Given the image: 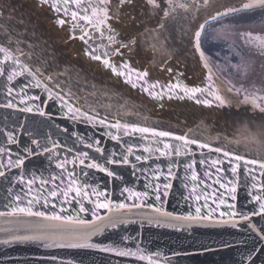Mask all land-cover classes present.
Here are the masks:
<instances>
[{
    "label": "water",
    "instance_id": "obj_1",
    "mask_svg": "<svg viewBox=\"0 0 264 264\" xmlns=\"http://www.w3.org/2000/svg\"><path fill=\"white\" fill-rule=\"evenodd\" d=\"M92 2L95 3L96 0ZM138 2L139 7L130 13L124 8L117 7L118 0H114L109 6V15L115 13L119 19L109 20L107 25H112L122 34L131 32L137 36V45L132 52L122 50L125 53L124 56H114L112 59L127 62L134 69L133 80L136 79L135 71H147L149 75L146 79L149 84L159 82L156 91H167L169 84L177 83L189 88H204L206 91L197 93V96L211 101V107L202 103L198 104L195 99L187 96L184 99H178L175 96L169 99L165 95L162 100H153L140 87L132 88L131 85L123 82V78H116L107 70L94 71L89 65H96L98 62L89 61L81 54L82 48L86 47L83 41L63 39L67 34L52 22L55 13L34 9L31 6L32 0H0V44H10L13 49L22 50L21 59L29 64L33 71L39 68L45 77L53 76L54 79L49 81L50 86H54L57 92L63 89L65 94H70L71 103L82 111L106 118V123H127L171 133L169 137H152L151 133H134L132 136H124L122 131L120 132L125 147L131 143L134 154L149 157L144 162H136L135 155L130 157L138 168L144 169L143 173L136 171L133 175L130 166L107 165L122 175L123 183H121L119 180H110L104 173L95 169L85 168L79 164L78 159L73 164V159L80 151H87L90 157L95 158L97 162L104 163L103 157L94 149L84 147V143L89 142V137L101 140V147L106 153L113 150L118 153L122 151L120 144L102 135L105 131L116 134L117 130L101 128L99 125L93 127L92 124L79 120L76 122L69 120L61 111L59 103L49 100L47 93L41 88L29 85L24 92L28 95H39L41 99L35 103L50 114L51 118L41 117L34 112L23 113L16 109L0 108V130L15 131L21 143H30V138L38 139L42 144L47 142L49 146L52 141L59 143L61 147L56 151L60 153L61 158L67 157L69 161L66 165L67 169H75L74 178L77 180L75 187L90 185L91 187L82 189L81 195L86 191L93 201L99 199L100 202H104L105 200V196L97 197L92 191L96 188L97 191H104L113 205L118 203L132 205L138 201L135 197L128 199L126 192L121 195L124 187L138 192L148 191L152 195L151 187L146 188V184L171 183L172 187L168 190V197L163 198L166 200L163 207L168 212L187 214L190 210L194 212L197 205L202 206L207 203L208 207H202V213L216 209L213 215L217 217L219 211H230L228 204H234L237 212L250 213L256 209L257 203L252 201L248 193L264 195V191L261 190V185H264V176L260 175L264 170H261L258 164L245 167L241 161V167L237 169L236 174H233L230 171L231 165L228 163L229 157H224L223 152L228 151L240 154L246 159L264 161V121L260 120V116L264 114L253 107L251 100L247 102L239 100L233 91L219 79L204 57L200 56V52L195 48L193 30L196 28V22L189 16L190 9L177 8L165 17L159 10H153L151 5H147L146 0H138ZM176 2L192 4L193 0H176ZM199 2L200 0H196V3ZM209 2L211 3L212 0ZM230 2L236 3L238 0H230ZM163 6L167 8V0H164ZM205 14V9H199L196 12V19L199 23H203ZM130 17H135V19ZM209 20V23L214 22L210 18ZM70 24L69 19V24L65 27H69ZM80 24L83 25L84 22L81 21ZM161 24L164 26L160 27ZM86 27L95 36V39L90 40L89 43L97 45L98 54H102L107 50L105 47L108 43L107 37L101 39L99 31L91 26ZM117 39L120 37L118 36ZM245 47L247 56L245 54L243 57L255 63L260 62L253 56L252 48L247 44ZM166 68H172L174 71L166 72L164 71ZM6 83L3 78H0V103L6 102ZM21 83L29 84V80L20 76L16 78L13 85ZM144 86L147 87L148 84ZM176 91L179 92L178 89ZM179 94L184 95L182 92ZM215 95L221 96L225 103L219 104L214 99ZM13 97H15L13 102L18 107H23L19 104V97L15 91ZM27 102L30 105L33 103L32 101ZM66 111L65 109L64 112ZM64 129H67V132ZM71 133H77L80 139ZM173 136H184L196 140L197 144L181 147V154L176 156L174 150L178 145H183V141H176L172 138ZM5 141L6 137L0 131V147H7ZM166 143L172 145V149L165 150L170 151L171 155L163 156L154 151L157 147L164 150ZM200 143L208 147L201 149L198 147ZM65 146L72 151H67ZM11 147L15 148V145ZM145 147L153 151L145 152ZM213 148H219L221 151H211L210 149ZM193 160L195 164L192 168H187L186 164ZM215 160L222 163L214 164ZM171 161H176V165L169 175L168 164ZM218 168L222 170L217 172ZM193 171L197 174L195 181L191 178ZM27 172L26 179L31 178L32 172H35L37 177L43 174L44 178L48 179L51 175L60 173L61 170L55 168L54 164L50 165L44 156H37L27 163ZM85 172L87 175L83 174ZM64 175L67 177L66 172ZM156 176H159V180ZM229 180L233 181L237 188L235 200L231 199V194L228 192ZM220 182H223L225 187H220ZM56 184L60 185L61 189H66L68 186L67 179L63 184H60L58 179ZM8 187L6 182L0 180V212L11 211L17 203L14 196L8 194ZM21 187H24V192L27 191L26 186L16 184L13 185L12 191L20 192ZM50 187L52 184L40 185L39 178H37L32 193L24 196V192H20L24 198V203L20 206H25L26 200L32 195H40L36 189H40L43 195L47 196L45 189ZM163 191L161 187V192ZM74 195V192L69 193L68 199L71 200ZM197 196L200 197L199 200L196 199ZM184 197L188 199L185 200ZM47 198L50 201L52 199L50 196ZM62 198V196L57 197L58 207ZM221 199L225 203L220 204L217 209V204ZM144 202L146 204L155 203L154 198L145 199ZM42 203L43 199H41ZM83 203L86 208L93 207L87 198L83 200ZM72 205L79 207L75 201H72ZM64 206L69 207L68 204ZM35 207L39 208L40 205H35ZM42 210L48 211V209ZM99 213L108 215L107 209H99ZM117 214H122L126 219L137 222L122 227L120 230L123 235L132 239L127 242L122 241L120 233L113 234L109 230L105 236H111V240H106L105 236L94 237V240L105 241V243L115 241L121 246L126 244L133 251L137 250L136 246L139 244V247L143 249L141 254L146 257L145 259L116 257L97 251L58 250L61 258L65 261L72 260L74 264H80L81 261L83 264H118V262L119 264H149L148 257L154 261V264H239L240 262L239 252L235 248H224L222 242L230 241L235 244L247 236L246 232L240 233L231 228L195 227L193 229L195 236L189 237L187 232L181 234L172 228L156 227L155 224L149 226L145 223L141 229L140 221L154 215L148 208H132L130 211L122 209ZM86 218L91 219V216ZM21 219L31 223L36 222L35 218L21 217ZM223 219H228V216ZM252 220L257 227H264V220H261L259 216L252 217ZM15 221V217H0V229L16 227ZM7 235L8 233L0 231V239L6 238ZM201 243L210 244L218 250L194 257L174 255L176 251L182 249L197 251ZM194 244L195 247H193ZM5 252L11 255V261L3 257L2 254ZM41 252V249L34 246L5 247L0 245V258L4 259L5 264L32 260Z\"/></svg>",
    "mask_w": 264,
    "mask_h": 264
},
{
    "label": "snow or ice",
    "instance_id": "obj_2",
    "mask_svg": "<svg viewBox=\"0 0 264 264\" xmlns=\"http://www.w3.org/2000/svg\"><path fill=\"white\" fill-rule=\"evenodd\" d=\"M114 0H96L95 3L92 0H32V7L38 11L54 12L55 15L52 17V22L54 25L63 30L67 35L63 37L66 41H83L86 47L82 48V55L87 57L89 61L98 62L96 65H89L94 71L103 72L107 70L116 78H123L125 84L131 85L132 88L140 87L143 92H146L149 97L153 100H162L165 95L169 99L175 96L178 99H184L187 96L190 99H195L196 103L204 104L208 107L212 106V102L208 99H201L197 96V93H203L206 91L204 88L193 87L189 88L180 83L169 84L167 91L161 90L156 91L158 86V81L154 83H148L147 77L149 73L147 71H135L136 79L133 80L134 69L127 62H119L112 59L114 56H124L125 53L122 50H127L132 52L137 45V36L131 32L127 34H122L116 31L112 25H107L109 20H118L119 16L113 13L109 15L110 4ZM147 5H151L153 10H159L163 13L165 17L169 16L177 8H183L185 10H191L189 16L192 20L196 22V28L193 30V38L195 40V48L200 52V56L203 58L205 52L201 50V36L204 32L205 25H207L210 20L217 21L220 18L232 19L235 22L236 16H241L245 13L256 14L259 13L262 20H264V0H238L236 3L230 2V0H200L196 3L193 0L192 4L187 3H177L176 0H167V8H165L164 0H146ZM75 6V7H73ZM118 8H124L126 12L134 11L139 7L138 0H118ZM199 9H205L206 14L204 16L203 23H199L196 19V12ZM214 9V11H212ZM71 21L69 27H65L69 24V19ZM135 19V17H130ZM83 21L84 24L81 25L80 22ZM86 26H91L92 28L99 31L100 38L103 39L107 37L106 51L102 54H98V46L95 44H90V40H94L95 36L87 30ZM164 25L161 24L160 27ZM77 29L79 30L77 32ZM241 36L245 38V43L261 41L264 44V39L259 36H253L252 32L240 33ZM120 39H117V37ZM260 54L264 55V47H261ZM23 55L22 50L13 49L10 44H0V78H3L7 83L6 88V102L0 103V108L16 109L23 113H35L41 117L48 116L51 118L50 114L46 113L43 108L35 103L40 101L39 95H28L24 92V89L31 85L32 87L41 88L43 92L47 93L48 99L58 102L61 111L67 116L69 120L80 122L86 124H92L93 127L99 125L101 128L116 129L117 133L113 134L111 131H105L102 135L109 137L111 140L116 141L121 145L122 151L119 153L116 151H110L106 153L105 149L101 147V140L93 139L89 137V142L84 143L85 148L94 149L101 157H103L104 163L97 162L93 157H90L87 151L77 152L76 157L73 159V164L76 163L78 159L79 164L83 165L88 169H95L99 172L104 173L110 180H119L123 183V177L115 169H110L107 165L116 166H130L132 168V174L135 175L136 171L144 172L143 168H138L137 164L130 160V157L135 155L136 162H144L149 157H145L140 154H134L133 146L128 143L125 147V142L121 140L120 132L122 131L124 136H132L134 133H151L152 137H169L171 133L167 131H156L148 127H137L136 125L122 124L120 122L106 123V118L99 117L98 115H92L88 112L82 111L79 107L71 103V95L65 94L63 89L59 92L55 91L54 86H50L49 81L54 79L53 76L45 77L39 68L33 69L25 61L21 59ZM207 67V65H205ZM166 72H173L174 69L166 68ZM245 72L247 69L245 67ZM24 76L26 80H29V84L13 85V82L17 77ZM210 79V77H209ZM148 84L147 87L144 85ZM12 85V86H9ZM17 89H19L17 91ZM184 95H180L179 92ZM19 97V104L23 107H18L17 104L13 102L15 97H13V92ZM210 95L213 93L209 92ZM11 97V98H9ZM214 99L219 102V104H224L225 101L219 95H215ZM259 99H264V97H256L252 99V105L254 108L258 109L260 113L264 114V105H261L257 101ZM27 101H32L30 105ZM245 101H248V97H245ZM67 110L64 112V110ZM260 120L264 121V115L260 116ZM23 127L22 125L20 126ZM2 134L6 137L7 147H0V180H3L8 184V194L14 196L17 202L15 206L12 207L11 211L0 212V217H15L16 227L9 229H0L8 233L7 237L0 239V245L5 247H12L13 245H28L34 246L37 249H41L42 252L34 257L32 260L25 262L15 261L14 264H74L72 260H63L59 255L58 250H80V251H97L100 253L111 254L116 257H135L136 259L143 260L146 257L142 255L143 249L137 244L136 251H133L131 247L126 244L121 246L115 241L111 243H105V241L94 240V237L105 236L106 232L109 230L113 234L120 233L122 241H129L132 239L129 236L123 235L120 230L122 227H126L129 224L137 223L135 220L126 219L122 214H117L122 209L132 208H148L154 214L146 218V220L140 221V228L143 229L145 223L151 226L155 224L156 227H168L172 228L177 232L183 234L187 232L189 237H194L195 233L193 229L195 227H218V228H231L235 229L240 233H247L242 239L238 240L235 244L232 242H222L224 248H235L240 255L239 264H264V227H257L253 222L252 217L259 216L261 220H264V195H253L251 192L248 193L252 197V201L257 203L256 209L252 210L250 213L237 212L235 210L234 204H228L227 207L230 211H219V215L214 216L213 213L216 209H212L207 213H202V207L207 208L208 205H197L194 212L189 211L187 214H174L168 212L164 209L163 205L166 202L165 199L168 197V190L172 187L171 183H156L154 185L146 184L145 187H151L152 195L148 191L138 192L133 191L132 188L124 187L122 189L121 195L123 193H128V199L136 198L138 202H134L132 205L125 203H118L113 205L111 200L107 199L106 193L104 191H97L93 188L92 191L97 197L105 196L104 202H100L99 199L93 201L90 199V194L84 192L81 195L82 189L91 187L90 185H83L80 187H75L77 180L75 177V169H67L68 164L67 157L61 158L60 153L56 151L61 145L56 141L51 142V146L47 142L41 143L40 140L35 138H30V143H21V140L16 135L15 131L0 130ZM67 132V129H64ZM31 135V134H29ZM73 136H77V133H71ZM176 141H183V145H178L175 148V155L179 156L181 154V147H187L191 144H197L196 140L188 139L184 136H173ZM51 139L50 137L48 138ZM15 145V148L11 147ZM198 147L203 149L208 147V145L200 143ZM66 148V146H65ZM172 145L164 144V150L159 147L155 148L154 151L159 152L163 156L171 155L170 150ZM67 151H72L70 148H66ZM211 151L219 152L221 149L213 148ZM145 152H151L153 149L145 147ZM224 157H229L228 163L231 165L230 171L236 174L237 169L241 167L240 162L243 161V165H255L258 164L261 170H264V161H258L255 159H246L240 154L230 153L228 151L223 152ZM37 156H44L48 163L54 164L55 168L60 169L61 172L55 175H51L48 179H45L43 174L37 177L35 172H32L31 178L26 179L27 163ZM86 161H90L87 162ZM203 164L204 161L202 160ZM214 164L222 163L219 160L213 161ZM195 161L186 164L187 168H192ZM176 165V161H171L168 164V173L171 175L173 167ZM222 169H217L220 172ZM251 171V169H249ZM67 173L65 177L64 173ZM87 175V172L83 173ZM261 176H264V171H261ZM37 178H39L40 185L45 186L52 184V187L46 188L47 196H44L40 189H36L40 195H32L30 199L26 200L25 206H20L24 203V198L21 196L20 192H24V187H21L20 192H13L12 187L14 184L26 186L27 191L24 192V196L33 192V185H35ZM192 180H197L196 172H192ZM59 179L60 184L65 182L67 179L68 186L66 189H61L60 185L56 184ZM159 180V176H156ZM255 179V177H253ZM219 182V181H218ZM228 192L231 194V199H236L237 188L233 181L229 180ZM161 187L164 191L161 192ZM220 187H225L223 182H220ZM255 187V185H253ZM261 190L264 191V185H261ZM195 191V189H193ZM74 192L75 195L68 199L69 193ZM50 196L51 201L47 198ZM62 196L63 198L59 201V207L57 197ZM88 199V202L93 205L91 209L86 208L83 200ZM155 203L146 204L145 199H153ZM41 199L43 203L41 204ZM185 200L188 197H184ZM197 200L200 199L199 196L196 197ZM207 200V196H205ZM72 201L79 205L78 208L72 205ZM251 202V201H250ZM225 201L221 199L219 204H217V209L220 204H224ZM68 204L69 207L64 205ZM35 205H40L39 208ZM159 205V206H157ZM48 209V211L42 210ZM58 209V210H57ZM99 209H107L108 215H100ZM115 210V211H114ZM91 216V219L86 217ZM228 216V219H223V217ZM21 217L35 218L36 222L31 223L29 221L21 219ZM254 234V235H253ZM139 235V234H138ZM106 240H111V236H105ZM195 247V244L193 245ZM218 249L213 248L210 244L201 243L197 251H190L187 249H182L174 253L175 256L183 257H194L201 256L206 253L217 251ZM9 261L12 260L11 255L8 252L2 254ZM149 264H154V261L148 257ZM0 264H5L4 259L0 258ZM80 264H83L81 261ZM119 264V262H118Z\"/></svg>",
    "mask_w": 264,
    "mask_h": 264
},
{
    "label": "flooded vegetation",
    "instance_id": "obj_3",
    "mask_svg": "<svg viewBox=\"0 0 264 264\" xmlns=\"http://www.w3.org/2000/svg\"><path fill=\"white\" fill-rule=\"evenodd\" d=\"M227 23L232 27V29L245 30L246 28L253 29L258 25H264V20L261 19L259 13L255 15L242 14L241 16L235 17V22L232 19H229ZM217 25L215 27H220V25ZM252 34L253 36H259L264 39V31L258 34ZM209 39L211 42L213 41L210 38V35ZM240 39L239 45L235 44V41L222 42L223 45H226L225 48L229 50L231 55H229L227 62H221L220 64H218L220 65L218 67L222 69V74L219 73V71L214 67L213 68L217 71V76L219 77V79L233 91V93L239 100L245 101V97L247 96L248 100L252 101L253 98L264 97V55L260 54L261 47H264V44H262L261 41L245 43V38L243 36H240ZM246 44L252 48L253 56H255L256 59L260 61L256 63L257 68H255V71H253L252 74L242 72V70L238 71L241 65L240 63H238V55H241L242 58H244L243 56L246 54L245 50H247V48L245 47ZM224 57L226 56L224 55ZM241 73H243L244 78L242 80H239L237 75ZM236 76L238 79L237 81L228 80L235 78ZM257 102L261 105H264V99H259Z\"/></svg>",
    "mask_w": 264,
    "mask_h": 264
},
{
    "label": "rangeland",
    "instance_id": "obj_4",
    "mask_svg": "<svg viewBox=\"0 0 264 264\" xmlns=\"http://www.w3.org/2000/svg\"><path fill=\"white\" fill-rule=\"evenodd\" d=\"M229 19L227 20H221L220 22L218 21V25H220V27H214L212 29H210V38L213 40V44L216 45L217 49H219L223 54H220V58L218 57V59H216V61L210 60L208 61L209 66H211V68L213 69V71L215 72L216 70L219 71V73L222 74V69L219 68L218 64H220L221 62H227L229 55H231V53L229 52L228 49L225 48L226 45H223L222 42H230V41H235V44L239 45V39H240V33L242 32H252V33H261L264 31V25H258L257 27H254L253 29L250 28H246L245 30L241 29H232V27L227 23ZM217 25V26H218ZM241 46V45H240ZM224 55L226 57H224ZM238 55V54H237ZM219 56V55H218ZM239 59H238V63H240V69H238V71L245 72V67L247 69V73L252 74L253 71H255L256 67V63L253 61H250L248 59L242 58L241 55H238ZM216 69H214V68ZM215 74L217 75V71L215 72ZM239 80H242L244 78L243 73L237 75ZM237 76L235 78L232 79H228L229 81H237Z\"/></svg>",
    "mask_w": 264,
    "mask_h": 264
},
{
    "label": "trees",
    "instance_id": "obj_5",
    "mask_svg": "<svg viewBox=\"0 0 264 264\" xmlns=\"http://www.w3.org/2000/svg\"><path fill=\"white\" fill-rule=\"evenodd\" d=\"M245 14L246 15H252L250 13H245ZM256 14H258V13H256ZM253 15H255V14H253ZM227 19L228 18H225V20H227ZM217 23H218V21H215V22L208 24L207 27L205 28L203 37L201 38V50H203L205 52L204 58L206 59V61L207 60L210 61L211 59L213 61H216V59H218V57L220 58V56H221L220 54H223L219 49H217L216 45L213 44V42H211L209 39V31H210V29L214 28L217 25Z\"/></svg>",
    "mask_w": 264,
    "mask_h": 264
}]
</instances>
